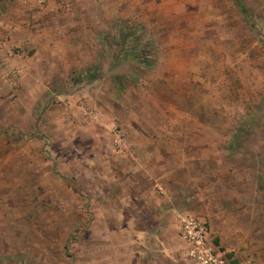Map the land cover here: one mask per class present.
Listing matches in <instances>:
<instances>
[{"label":"rangeland","instance_id":"1","mask_svg":"<svg viewBox=\"0 0 264 264\" xmlns=\"http://www.w3.org/2000/svg\"><path fill=\"white\" fill-rule=\"evenodd\" d=\"M24 12L0 52V264H111L103 192L142 167L264 264V0H0L3 25Z\"/></svg>","mask_w":264,"mask_h":264},{"label":"crops","instance_id":"2","mask_svg":"<svg viewBox=\"0 0 264 264\" xmlns=\"http://www.w3.org/2000/svg\"><path fill=\"white\" fill-rule=\"evenodd\" d=\"M6 18L5 25L0 20V52L5 46L26 45L25 12L10 13ZM7 38L10 40L5 43ZM124 173L119 189L108 186L103 192L104 225L113 227L108 244L104 234L103 250L110 253L111 264H190L185 261L186 245L179 236L180 221L187 212L185 192L143 167L135 180L128 177L126 169ZM246 224L236 222L234 234L239 236L236 231ZM253 257L251 251L238 252L233 263L253 264Z\"/></svg>","mask_w":264,"mask_h":264},{"label":"built area","instance_id":"3","mask_svg":"<svg viewBox=\"0 0 264 264\" xmlns=\"http://www.w3.org/2000/svg\"><path fill=\"white\" fill-rule=\"evenodd\" d=\"M115 143L120 144L121 133L113 129ZM179 236L186 245L185 261L190 264H231L227 255L216 247L209 237L205 221L195 216H185L180 221Z\"/></svg>","mask_w":264,"mask_h":264}]
</instances>
